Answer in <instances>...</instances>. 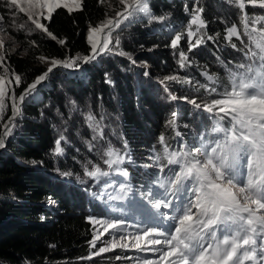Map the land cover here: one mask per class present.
<instances>
[{"label": "trees", "instance_id": "1", "mask_svg": "<svg viewBox=\"0 0 264 264\" xmlns=\"http://www.w3.org/2000/svg\"><path fill=\"white\" fill-rule=\"evenodd\" d=\"M148 2L154 15H165L167 19L162 23H149L147 17H142L119 31L120 49L128 53L131 59L115 54L106 55L97 62L84 65L83 71L64 77L60 76L59 69L55 70L49 78L50 86L40 88V99H31L24 104L23 115L17 122L14 135L7 141L5 150L0 151V264L87 262L91 249L88 241L92 237V224L87 216L103 214L93 210L98 201L94 193L96 180L90 178L92 185H89L90 181L87 185L81 184L85 179L79 176L80 170L85 167L82 165L84 157L78 152H91L86 146L98 141L104 144L105 149L100 150L104 153L108 148L107 141L112 140L120 153L127 157L120 166L129 174L126 182L142 190L152 180L147 173L154 169H146L141 162L144 157H152L160 151V134L164 133L167 143L177 148L179 143L191 142L196 132L203 130L201 118L208 123L207 113L196 115V110L186 102L170 101L163 89L166 84L178 97L196 98L198 102L218 98L208 96L203 89L197 92L196 82L206 83L203 73L207 71L219 76L222 84H226V68L230 66L227 62L232 61L234 65L243 61V53L234 50L223 39L226 29L234 22L242 31L239 25L242 13L228 0L196 1L204 9L207 33L216 39L206 41L204 46L194 50V54H190L191 66L180 69L178 53L187 49L186 35L177 50L168 45L170 37L177 30L184 34L185 28L182 26L189 18L184 6H192L194 2ZM108 3L117 7L115 0H108L104 4L98 3V0H83L82 11L69 14L67 10L60 9L50 22L44 21L58 39L66 40L65 45L61 46L39 31L28 34L26 30L14 29L11 10L0 0V16L4 17L1 23L20 46V52L6 56L7 66L23 77V83L15 89V94H20L28 83L47 69L38 60V54L59 59L77 53L87 54L90 46L83 37L85 26L102 21L106 12L114 15ZM256 9L251 6L246 8L250 16L263 15L262 10ZM18 17L20 23L26 20L23 14ZM170 25L177 26L172 34L167 35L163 29ZM32 41H35V45ZM234 42L240 46L238 41ZM216 56H220L225 64L219 63ZM138 61L145 62L143 68ZM145 71L149 73L147 77L144 76ZM106 72L112 83H105ZM173 74L188 77L193 84L160 83L164 77ZM46 100L50 101L49 109L44 108ZM73 101L74 108L71 107ZM94 103L98 107L92 114L97 120L104 117L101 121L103 138L97 136L95 140L93 137L96 133L88 127L86 120L82 127L79 121L81 112H90ZM77 108L81 109L78 115L72 112ZM173 111L180 113L177 127L181 132L180 137L165 126ZM8 115L10 110L5 119ZM185 124L189 127L185 128ZM61 133L68 143L63 144L64 155L54 157L51 150L55 146V138ZM103 153L100 157H103ZM31 161L40 163L34 166ZM57 169L71 172L72 175L61 176ZM113 174L124 183L123 177L114 170Z\"/></svg>", "mask_w": 264, "mask_h": 264}, {"label": "snow or ice", "instance_id": "2", "mask_svg": "<svg viewBox=\"0 0 264 264\" xmlns=\"http://www.w3.org/2000/svg\"><path fill=\"white\" fill-rule=\"evenodd\" d=\"M107 2L98 0L100 4ZM3 3L14 18L19 14L26 17L23 23L14 22V29L26 30L28 34L39 31L61 46L66 40L58 39L44 21L50 22L60 9L69 14L83 10V0H3ZM115 3V8L108 3L114 15L106 12L104 20L88 26L86 39L90 51L87 54L77 53L62 59L38 57L49 66L28 83L18 97L15 89L22 85L23 77L7 66L4 41L0 40V149H4L14 135L24 104L44 86L55 70L83 71L84 65L110 54L131 59L120 49L119 31L142 17H147L149 23H162L167 19L165 15H154L148 0H115ZM228 3L242 13L239 16L242 31L234 22L226 29L223 39L234 50L243 53V61L234 65L232 61L227 62L230 66L226 68V84H222L219 76L207 71L203 73L206 83L196 82L197 92L203 89L208 96L218 98L198 102L196 98L178 97L170 91L166 81L193 84L190 78L178 74L160 81L165 84L163 90L170 101L186 102L196 110V115L207 113L208 121L206 124L201 118L203 130L196 132L191 142L179 143L177 148H172L161 133L158 137L160 151L149 158L151 163L143 165L154 171L147 173L152 180L147 182V189L140 192V196L160 224L144 226L134 235H118L122 229L127 230L124 220L89 217L90 223L102 225L103 231L94 232L88 243L91 248H96L97 241L103 246L91 252L87 259L117 248H134L151 253V258L138 259L136 264H264V15L250 16L246 10L247 6L264 10V0H247V5L245 0H228ZM184 11L189 17L182 26L185 32L182 35L177 30L168 45L177 50L186 35L187 49L178 53L180 69L191 66L190 54H194V50L204 46L206 41L216 39L206 31L203 7L194 2L191 9L185 5ZM3 20L0 16V22ZM234 40L239 42V47ZM32 44L35 45V41ZM216 60L225 64L220 56H216ZM148 75L145 71L144 76ZM105 83H112L107 72ZM72 104L75 107L74 101ZM9 105L11 114L5 119ZM179 118V111H173L171 119L165 122L176 137L181 136L177 130ZM103 119L101 116L97 120L92 112L86 115L88 127L96 133L93 139L103 138ZM184 127L189 126L185 124ZM64 143L68 141L61 133L54 141L52 156L64 155ZM103 157V165L108 171L89 161L91 168L85 167L84 175L99 180L114 170L127 181L129 174L120 167L125 163L126 155L109 146ZM30 163L35 166L40 162ZM57 172L64 177L72 175L59 169ZM131 191L127 183H120L117 194H109L108 199L123 200ZM164 224L167 226H161ZM106 233L111 239L101 240Z\"/></svg>", "mask_w": 264, "mask_h": 264}, {"label": "rangeland", "instance_id": "3", "mask_svg": "<svg viewBox=\"0 0 264 264\" xmlns=\"http://www.w3.org/2000/svg\"><path fill=\"white\" fill-rule=\"evenodd\" d=\"M192 1L196 2L198 0H192ZM245 2L247 3V0H245ZM189 8L191 9V6H189ZM262 13L264 15V10H262ZM10 15L12 17V21H14L17 24L20 23L18 16H16L15 18L13 17L12 11H10ZM260 15H262V14L260 13ZM99 22H101V21H99ZM99 22H96V24H98ZM88 25H90V24H87L85 26L84 33H83V37H84L85 40H87L86 37H87V30H88L87 26ZM95 25H93V26H95ZM176 26L177 25H175V26L174 25L167 26V27H165L163 29V31L167 35H170V34H172L175 31ZM0 40L4 41L5 55L6 56L9 53L20 52L19 44L15 41L13 36H11L9 33H7L5 31V29H4V27H3L1 22H0ZM40 56H42V55L38 54L37 58L40 57ZM41 63L44 64V62H41ZM137 63H138V65H142L141 66L142 68L144 67V64H145L144 61H138ZM59 70L61 72L60 76L63 75V77H64V75L65 76H69L72 73L78 72V71L68 72V71H65V70H62V69H59ZM0 71H2V70H0ZM49 86H50V83H49V79H48L44 83L43 87H49ZM31 99L39 100L40 99V91H38L33 97H30L28 99V101H30ZM71 107H73V106H71ZM97 107H98L97 103H94L92 108H91V110H90V112H93L94 109H96ZM44 108L45 109L51 108L49 100L45 101ZM9 110H10V105H9ZM80 110H81L80 108L79 109L77 108V110H73L72 112L74 114L78 115V112H80ZM88 113L86 111L81 112L82 117L79 118L81 127L84 126V124H85L84 123V119H85V117H86V115ZM111 119H113V118H111ZM109 122H111V120H109ZM55 139H57V138H55ZM107 142H108L107 143L108 147L111 146V147H113L115 149H118L117 145H115L112 140H109ZM90 147H91V152H87V154L86 153L82 154L81 152H78L79 154H81L84 157V163L82 165L84 167H87V168L90 169L91 168V164H99L105 171H108L107 166L103 165V158L104 157H100V155L103 153V152L100 151L101 148H103V150L105 149L104 144L98 143V141H95V144H91V145L86 146V148H88V149H90ZM86 151H88V150H86ZM149 158H150L149 156L148 157H144V161H142L141 163L143 165H145L147 163H151V160ZM89 161H91V164L89 163ZM79 176H83V178L85 179V180L82 181L81 184H86L87 185V182L90 181V178L84 175V169L80 170V175ZM90 183H91V181L89 182V185H92V183L91 184ZM106 184H111L112 187H105ZM119 184H120V181L117 179V175L113 174V171L110 173V175L108 177H102L99 180H96V186L94 188V193L97 194V200L98 201H97L96 205H94L93 210L95 212L102 213L103 216H99L97 214L89 215V216L86 215L87 218L93 217V218H97V219H122V220H124L127 230L125 232L122 229L121 232L118 233V235L119 234H123V235L132 234V235H134L140 228H143L144 226H156V223L154 222L155 216H152L153 211L151 210V208H150V206L148 204H143L140 207H137L136 200H135V204L130 206V204H128V201H126L124 199H123V201L116 200L114 202H113V200L108 199L109 194L115 195L117 193ZM137 201H138V199H137ZM96 206L98 207V209L96 208ZM99 207H101L102 209L99 208ZM105 211H107L108 214L104 215L105 213H103V212H105ZM91 224H92V235H93L94 232L103 231V226L102 225L93 224V223H91ZM163 226L166 227L167 225L164 224ZM91 239H92V237H91ZM105 239H111V237L106 233L104 237H101V240H105ZM101 246H103V245L100 243V241H97L96 248H91L90 251H89V254L87 256H89L91 252H94V251L98 250V248L101 247ZM117 257H120V259H117ZM125 257H127L128 259H125ZM145 257L151 258V253L140 252V251H137L134 248H128V249L117 248V249H114L112 252L101 254V256H99V257H93L92 259H88L87 262H85V264H95V263H100V264H136V261L138 259H142V258H145Z\"/></svg>", "mask_w": 264, "mask_h": 264}, {"label": "bare ground", "instance_id": "4", "mask_svg": "<svg viewBox=\"0 0 264 264\" xmlns=\"http://www.w3.org/2000/svg\"><path fill=\"white\" fill-rule=\"evenodd\" d=\"M44 64L48 67L49 66V64H48V62H44ZM45 83V82H44ZM30 98V97H29Z\"/></svg>", "mask_w": 264, "mask_h": 264}, {"label": "water", "instance_id": "5", "mask_svg": "<svg viewBox=\"0 0 264 264\" xmlns=\"http://www.w3.org/2000/svg\"><path fill=\"white\" fill-rule=\"evenodd\" d=\"M62 70H64V69H62ZM65 71H67V70H65ZM22 90H23V89H22ZM22 90H21V91H22ZM6 143H7V142H6ZM1 150H5V148H4V149H0V151H1Z\"/></svg>", "mask_w": 264, "mask_h": 264}]
</instances>
